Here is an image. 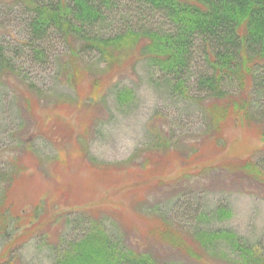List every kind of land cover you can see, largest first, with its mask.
I'll return each mask as SVG.
<instances>
[{
  "label": "trees",
  "instance_id": "16d2710c",
  "mask_svg": "<svg viewBox=\"0 0 264 264\" xmlns=\"http://www.w3.org/2000/svg\"><path fill=\"white\" fill-rule=\"evenodd\" d=\"M8 20L21 28L18 36L7 39L1 25ZM154 21L158 22L156 27ZM136 46L137 60L155 75L153 80L167 94L168 104H179L181 109L176 116L165 114V127H148L144 143L121 165L99 164L97 170L110 176L117 174L115 170H124L128 187L136 189L133 194L144 190L141 202L148 206H140L157 219V224L150 226L153 239L157 237L190 259L221 261L231 255L229 264H264V235L249 242L229 229L201 225L230 215L220 201L200 209L201 195L189 190L192 181L205 179L216 165L202 166L192 173L183 170L169 180L161 171L172 165L173 158L181 159L183 168L193 166L190 159L194 160L200 149L203 153L220 152L227 140L224 130L228 122L252 126L264 140V0H0V110L7 106L11 116L19 120L20 109L9 103L15 95L7 96L9 84L15 81L26 84L19 95L23 111L29 110L31 115L33 101L47 107L44 101L51 100L50 115L58 106L71 110L92 105L102 82L113 83L124 67L118 64L121 52ZM122 57L126 63L128 56ZM88 64L95 67L94 75L97 71L103 74L91 79L86 94L81 86ZM26 65L52 71L53 82L59 78L72 95L32 80L25 72ZM110 88L116 108L128 109L134 101L132 89L114 83ZM192 111L197 114L199 130L194 139H185L187 118L182 116ZM151 117L164 118L158 109ZM54 121L61 131L63 121ZM54 128L38 133L53 138L57 135L50 133ZM84 133L73 136L83 153ZM72 134L67 133L68 137ZM186 145L189 148H184ZM25 153L9 155L12 167L0 172V264H16L23 244L42 232L37 224L40 205L25 215L24 211L11 213V204L6 201L20 180V164L16 162ZM60 155L57 150L56 158ZM89 157L90 162L96 161ZM239 169L242 179L264 186V163L249 158ZM163 191H175V195L161 205ZM150 198L155 199L151 205ZM98 210L65 213L66 224L75 234L62 238L64 245L51 249L52 264H184L161 258V251L151 252L150 239L134 238L136 247L123 244L120 227L100 218Z\"/></svg>",
  "mask_w": 264,
  "mask_h": 264
},
{
  "label": "rangeland",
  "instance_id": "374dc122",
  "mask_svg": "<svg viewBox=\"0 0 264 264\" xmlns=\"http://www.w3.org/2000/svg\"><path fill=\"white\" fill-rule=\"evenodd\" d=\"M154 22L153 27H156L158 22ZM1 27L7 39L9 36H18L21 28L14 20L5 21ZM137 47L121 52L118 64H124V67L113 79L114 84L132 89L134 101L128 109L116 108L113 90L109 89L110 84H113L110 81L107 85L102 82L103 88L95 94L92 105L83 104L80 108L71 110L67 106H58L50 115L48 110L53 105L51 100L44 101L47 107L44 103L42 107L39 105L41 102L33 101L31 111L32 115L35 114V120L29 110L24 112L21 107L19 92L25 91L23 85L26 84L21 81L9 84L7 96L15 95L9 103L16 104L18 110L20 109V113L17 114L20 118L14 119L7 106L0 110V163H2L0 172L12 167L13 163L8 156L13 152L16 155L19 152L26 153L21 155V161L16 162L20 164L21 176L15 191L6 198L7 205L11 204V213L19 214L24 211L25 215L35 205H40L42 209L37 222L42 226V232L23 244L19 253L21 259L18 260L21 262L16 264H52L51 249L56 245H64V240H67L65 238L75 234L66 224L65 213L70 210L87 209L93 212L99 209L97 212L100 218H105L107 223L108 219L112 221L111 223H116L120 227L123 244L133 246L134 238L150 239L148 242L150 251L156 254L161 251L163 259L184 264H229L228 260L232 263L231 255L228 256L229 259L226 257L227 260L221 261L212 258L190 259L184 253L165 245L157 237L153 239L149 231L150 226L157 224V219L154 214L140 206V204L148 206L141 202L144 190L134 195L136 189L128 187L130 181L124 170H115L117 174L112 176L97 170L101 167L99 164L121 165L119 163L131 156L135 149L144 143L148 127H165L167 120L165 114L168 117L176 116L181 109L179 104H168L167 94L153 80L156 78L155 75L146 70L144 62L137 60ZM126 55L129 60L122 63V56ZM24 68L32 80L46 88H58V92L67 96L72 95L71 89L61 86L59 78L56 83L53 82L55 76L52 71L30 65ZM88 69L84 84L81 86L86 94L89 92L88 83L91 79L103 74V71H97L94 75L92 71L95 67L92 64H88ZM151 75L154 77L151 78ZM157 109L164 118L151 117ZM190 110L193 108L190 107ZM196 115L192 111L189 115L191 117L182 116V119L187 118L189 122L187 123L185 119L187 124L185 132L188 135L184 137L185 139L196 137L195 134L199 130ZM53 118L63 121L61 131L58 128L60 125L53 122ZM65 123L72 129L73 134L70 135L72 137H68L67 133L71 131L69 132L70 128H67ZM54 125L55 128L50 133L55 131L56 137L50 138L47 134L44 136L38 133V130L43 132ZM80 132H85L84 153L73 140L74 134ZM224 136L227 140L225 145H221L223 149L220 152L216 150L210 154L208 150L207 153H203L199 147L200 150L198 149L196 154L198 156L194 160L190 159L193 166L183 168L184 163L181 159L173 158L172 165L168 164L161 171L164 173L163 177L169 180L183 170L188 169L192 173L202 166L216 165L213 167L215 170L212 168L213 171L205 179L192 181L189 190L193 195H201L202 199L198 198L200 209L213 207L220 201L228 207L230 215L222 220L211 219L201 225L207 224L205 227L211 229H229L251 242L256 237L262 238L264 235V186L242 179L239 168L249 158L253 162L264 163V140L259 138L252 126H235L232 122L226 123ZM187 147L189 148L188 145L184 146ZM23 149L25 151H21ZM57 150L61 152L58 159ZM89 156L96 161L90 162L87 158ZM237 176L240 178L236 179ZM175 191L161 192L162 197L159 200L162 201L161 205L172 198ZM154 200L150 198V205ZM184 240L186 245L189 244V239ZM193 246L197 247L196 244Z\"/></svg>",
  "mask_w": 264,
  "mask_h": 264
}]
</instances>
